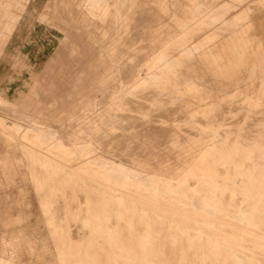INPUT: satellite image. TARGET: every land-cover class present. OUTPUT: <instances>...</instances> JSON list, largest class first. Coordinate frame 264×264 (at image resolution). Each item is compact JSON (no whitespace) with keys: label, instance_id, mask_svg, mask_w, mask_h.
Listing matches in <instances>:
<instances>
[{"label":"rangeland","instance_id":"1","mask_svg":"<svg viewBox=\"0 0 264 264\" xmlns=\"http://www.w3.org/2000/svg\"><path fill=\"white\" fill-rule=\"evenodd\" d=\"M8 2L0 120L21 131L0 129V255L262 264L264 0ZM36 127L52 137H20Z\"/></svg>","mask_w":264,"mask_h":264},{"label":"crops","instance_id":"2","mask_svg":"<svg viewBox=\"0 0 264 264\" xmlns=\"http://www.w3.org/2000/svg\"><path fill=\"white\" fill-rule=\"evenodd\" d=\"M4 19L6 20V22L4 23L3 27L8 32L11 29L10 26H9L10 25L9 22H13L14 19H15V15L13 14V9L11 8L10 3L8 2V0H0V25L3 22ZM8 20H10V21H8ZM0 129L3 132V134H5V136H8V137H10V136L12 137L13 135H15V133H19L21 131V128H20L19 124L12 123L11 125H6L1 120H0ZM32 131H33V133L30 136L27 135L26 131H23L20 134V137L22 139H26V140L32 139V140H38V141L52 137V135L50 133L44 131L40 127H38V128L36 127L35 129H32ZM81 146H85V145L84 144H80V143H78V144L72 143V146L68 147L65 144L61 143L60 141H57L56 145H55V148L59 152H61L63 155H65V156H68V155H70L71 153H73L75 151L76 154H77L76 155V157H77L78 156V147H81ZM23 149L25 150L26 153L33 154V151H31L30 149L25 148V147ZM99 157L100 156L92 155L90 157V159H93V158L97 159ZM34 159L43 168H48V167H52L53 169L54 168H56V169H62L63 168L59 164H54V165L50 166V162L53 161V160L50 159V158H47V157H35ZM80 162L84 163V160H81ZM82 163H80V164H82ZM79 165H76L75 168H77ZM31 170H33V169L31 168ZM32 178H33L34 185L36 187H38V188L42 187L44 185V183L46 182V179L43 178V177L39 178V177H37L35 175H32ZM0 264H10V263H9V261L6 258H3L0 255Z\"/></svg>","mask_w":264,"mask_h":264},{"label":"bare ground","instance_id":"3","mask_svg":"<svg viewBox=\"0 0 264 264\" xmlns=\"http://www.w3.org/2000/svg\"><path fill=\"white\" fill-rule=\"evenodd\" d=\"M107 164V163H106ZM134 171V170H133ZM170 184V183H169ZM148 233V232H147ZM162 246V245H161ZM165 246V245H164ZM157 247V246H156ZM163 247V246H162ZM162 247H160V249L162 248ZM163 250H166V248H162ZM148 250V249H147ZM150 250V249H149ZM160 252V251H159ZM164 252V251H163ZM263 254V253H262ZM153 257V256H152ZM173 257V256H172ZM171 257V258H172ZM174 258V257H173ZM92 260V259H91ZM146 260V259H145ZM158 261H157V264H169V262H168V256H167V254H162V255H160L159 257H158V259H157ZM148 262V261H147ZM153 264V263H152ZM211 264H215V262H212ZM223 264V263H222ZM262 264H264V262H262Z\"/></svg>","mask_w":264,"mask_h":264}]
</instances>
